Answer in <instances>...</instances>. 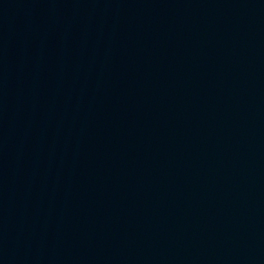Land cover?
<instances>
[{"label":"water","instance_id":"95a60500","mask_svg":"<svg viewBox=\"0 0 264 264\" xmlns=\"http://www.w3.org/2000/svg\"><path fill=\"white\" fill-rule=\"evenodd\" d=\"M0 264H264V0H0Z\"/></svg>","mask_w":264,"mask_h":264}]
</instances>
